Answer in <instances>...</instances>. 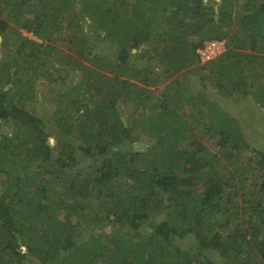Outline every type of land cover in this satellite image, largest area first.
Segmentation results:
<instances>
[{"label":"trees","instance_id":"trees-1","mask_svg":"<svg viewBox=\"0 0 264 264\" xmlns=\"http://www.w3.org/2000/svg\"><path fill=\"white\" fill-rule=\"evenodd\" d=\"M192 69L264 108V0H0V264H264V150ZM45 76L62 90L44 119Z\"/></svg>","mask_w":264,"mask_h":264},{"label":"rangeland","instance_id":"rangeland-1","mask_svg":"<svg viewBox=\"0 0 264 264\" xmlns=\"http://www.w3.org/2000/svg\"><path fill=\"white\" fill-rule=\"evenodd\" d=\"M90 32L99 34L98 29H89ZM23 34L34 37L30 32L25 30H21ZM89 32V33H90ZM59 46L65 47L67 46V40L64 35L56 36L55 42ZM110 46L111 43H108L107 40H99L97 45L95 44L94 51L101 52L106 47L108 48V52L112 54L113 50ZM137 49H133L132 51H136ZM93 63V62H91ZM55 65V64H54ZM48 66L47 74H51L53 76H63L65 75V71L59 67V65ZM197 71L194 69L191 70L188 76L184 77V82L193 89V92L197 95H203L204 99L208 97V101L210 102L209 107L215 109L218 113H226L229 116L236 117L243 129L245 137L247 139L248 144L255 145L264 150V108L259 105L256 100V96L250 94L249 96L244 97H233V96H223L221 95L219 88L216 83L208 80L201 81L199 76L196 73ZM79 74V73H78ZM75 73H71L68 75V79H78L79 75ZM27 77L23 75V78ZM61 80L57 78L56 80H49L48 76L42 77L39 80H32L29 85L32 87L33 91L36 93V97L33 100L28 101L30 105L35 107L37 114L42 116L44 119L47 118L53 111H56V96L57 92L60 88ZM62 90V89H61ZM158 92V91H157ZM120 113L125 118L126 122L130 123V119L132 116V108L133 104L131 102H124L120 107ZM185 110V112H193L192 105L185 103V105H181L179 111ZM4 128H11V123L8 120L3 121ZM49 142L54 144V137L49 138ZM147 145V140L144 136H141L140 139L134 142L130 147L133 149H144ZM56 149L52 150L53 155L55 154ZM81 163H88V158H83ZM0 176L4 177L6 174L0 172ZM154 220L152 218L146 219L144 222L145 225L150 226V224ZM208 255H212V252L207 253Z\"/></svg>","mask_w":264,"mask_h":264},{"label":"built area","instance_id":"built-area-1","mask_svg":"<svg viewBox=\"0 0 264 264\" xmlns=\"http://www.w3.org/2000/svg\"><path fill=\"white\" fill-rule=\"evenodd\" d=\"M225 49L224 39H206L203 44L195 49L197 59L200 63L209 61L219 54H221Z\"/></svg>","mask_w":264,"mask_h":264}]
</instances>
